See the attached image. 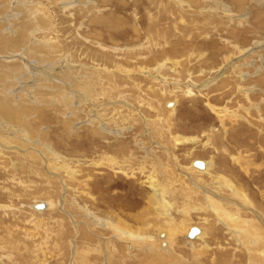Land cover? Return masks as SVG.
Listing matches in <instances>:
<instances>
[{
	"label": "rangeland",
	"instance_id": "374dc122",
	"mask_svg": "<svg viewBox=\"0 0 264 264\" xmlns=\"http://www.w3.org/2000/svg\"><path fill=\"white\" fill-rule=\"evenodd\" d=\"M31 1L45 5L53 24L36 21L29 44L47 52L41 67L68 61V69L58 63L56 69L69 79L65 90H43L33 101L43 106L20 110L18 122L5 116L11 128L0 135V264H73L76 251L85 249L91 255L79 264H140L145 247L130 250L105 220L142 232L143 224L153 223L166 230L155 207L159 188L173 206L169 215L181 220L184 194L194 196L191 204L206 206L202 186H214L219 173L264 212V0ZM28 41L20 53L26 59ZM40 56L30 61L36 64ZM11 74L9 82L19 72ZM172 101L178 106L169 116L176 105L166 103ZM213 106L241 116L225 117V132L217 117L223 111ZM239 150L251 158L248 165L233 161ZM199 158L215 161L212 175L194 174ZM186 186L198 192L187 195ZM227 192L221 194L232 196ZM49 197L54 207H34ZM249 212L244 214L256 217ZM215 219L213 211H191L188 226L208 225L211 248L192 263L193 241L179 236L177 251L186 257L180 264L248 263L247 247Z\"/></svg>",
	"mask_w": 264,
	"mask_h": 264
},
{
	"label": "bare ground",
	"instance_id": "6f19581e",
	"mask_svg": "<svg viewBox=\"0 0 264 264\" xmlns=\"http://www.w3.org/2000/svg\"><path fill=\"white\" fill-rule=\"evenodd\" d=\"M49 1L51 2L52 0H49ZM55 1H60V0H55ZM21 2H22V5L19 6V5L14 4V3H17L14 0H13V3L10 2V0H0V47L2 49H4V50H0V57H5V60L0 59V135H1V133H3V131H6V129H8V131H9V129L11 128V127L9 128V126H11L10 125L11 123L9 124V122L11 120L5 119V116H8L10 119L11 118H13V119L17 118V119H14L13 121L18 122L19 121L18 119L21 118L20 110L26 111L29 109V112H33L32 110L37 111L40 106H43V103L41 105H39V104H37V102H33L36 100L35 97H38V99H40L42 94H43L42 96H44V94H46V92H43V90L46 91L47 89L50 90V89H56V88L58 90H61V87L63 90H65V87L63 84H66L68 82L67 80L69 79V78H65V76H66L65 70H60L61 68L62 69L67 68L68 69L67 65H70V64H68V61L66 63L62 59L61 63H59V61L57 62V60H55L53 58L54 61L51 62L50 64H53L55 66L54 69H53V66H47V65L46 66L43 65V67H41L40 64H45V62H46L47 52L45 54H43L44 52H42V51L40 53H38L37 49H39L41 47V45L40 46L39 45L38 46L37 45L31 46L29 44V41L31 39L30 34L32 33L30 31V29H31V26L34 25L36 21L39 23L41 21V23H43L44 27H48L49 24H53L52 21H50L52 18L50 16L49 12L47 11L46 8H44L45 5L43 7L40 4H36V2L32 4L31 0H21ZM13 4L17 8L13 7ZM18 8L20 9V10H18L20 12L15 11V9H18ZM43 25H42V27H43ZM53 31H55V30L53 29ZM36 32H38V31H36ZM39 32H40V30H39ZM45 34H47V33H45ZM49 35H47V36H49ZM37 37H39V36H37ZM34 39H36V38H34ZM27 41H28V45H27L28 49H25V50H26V56L28 58L26 59V58H24L25 56L22 57L20 53L23 51L22 48L26 46L24 44H26ZM47 41H49V40H47ZM30 42H32V41H30ZM53 42L55 43V41H53ZM47 44H48V42H47ZM45 45H46V43H45ZM57 46H59V45H57ZM9 47H11V49H7ZM6 49H7V51H6ZM239 51H240V49H239ZM58 53H60V52H58ZM33 56H40L38 58V60H36V64H34V62L30 61V58H32ZM57 56H59V55L57 54ZM262 59H263V57H262ZM47 60L49 61V59H47ZM176 61H175V63H176ZM18 63H25V64H23V67H20V65H18ZM56 63H58L60 65L59 67H61V68L56 69V66L58 65ZM47 64H48V62H47ZM176 65H177V63H176ZM15 71L19 72V75L16 76L17 78H13L14 77L13 76L12 81L9 82L8 78L11 77L10 74L15 72ZM21 73H23V75L24 74L25 75L20 76ZM240 73L242 74V72H240ZM235 75H236V73H235ZM243 77H245V76H243ZM5 88L9 89V91L12 93V94L10 93L11 96L6 92ZM193 90H195V89H191V87L189 89H187L186 90L187 95L191 96ZM41 92H43V93L41 94ZM246 94H248V93H246ZM16 98H19V100H15ZM247 98H248V96H247ZM170 103H172V105H169ZM167 105L169 106V107H167L169 109L176 105L171 111H167L169 116H171L176 111V108L178 106V101L167 102L166 106ZM214 106H218V105H214ZM214 106H213V108H215ZM213 108H211V109H213ZM215 109L219 110L218 114H220V112L223 111V114L222 115L220 114L217 117L221 118L220 121L224 127L225 132H226L227 127L225 125L224 118L225 117L231 118V120L233 121V120H235L241 116V114H237V112H234V111H232L233 115H229L230 110L228 108H225V110H222L223 108H219V107L215 108ZM29 112H27V114ZM170 119H171V117H170ZM257 127H258V125H257ZM17 133H18V131H17ZM211 133H213V131ZM24 134L26 137L23 139L31 142V139L28 137V134L27 133H24ZM212 136H213V134H211V137L210 138L208 137V138H209L210 143L212 145H215L213 143L214 140L212 139ZM13 138L14 137H12V140H13ZM182 139H184V138H182V136L179 135L178 141H182ZM185 139H184V141H185ZM206 142L208 143V140ZM42 147L45 148V146H42ZM222 147H223V151H225V152L228 151V149H229L225 144H223ZM217 148H218V150L221 149L219 147H217ZM51 151L53 152V150H50V152ZM231 154H232V152H231ZM239 154H240V156H239ZM57 156L58 155H56V157ZM248 157H249V155H243L242 151L239 150L238 155L237 156L233 155L232 158H233V161L238 165L241 164V162L244 160L247 162V165H248V161H251V158L250 157L248 158ZM57 159H56V161H57ZM195 160H201V159L199 158V159H195ZM195 160L193 161V166H195V167L192 168L193 166H191L192 171L195 172V173L193 172L194 174H196V173L197 174L198 173L204 174V175L205 174H209V175L213 174V173H210L211 169L215 165V161L213 159L201 160L204 163L203 168L196 166L194 164ZM244 169L247 171V173L250 171L249 167H246ZM189 171H191V170H189ZM213 178L215 179L214 186H212V187L202 186V189L204 191V195L206 198V202H204L203 204H206V206H202V202H199L197 200V203H195L196 204V207H195V204L194 205L191 204V201L194 198V196H192V195L191 196H185L186 194H184L183 197L185 198L186 202H184V204H182L183 208H181V210H180L181 215L183 216V218L181 220H177L176 217L169 215V214H171L169 210H171L173 208V206L168 201L167 197L164 196L165 195L164 188H159L160 193H158V195H160V197L158 198L159 200H157V202H155L157 205L155 207L158 210L160 209L159 210L160 212L158 211L159 215L166 218V220H164V223L167 224L166 230L163 229V226H160V225L155 226L154 223L148 224V225L143 224V226H144L143 229L146 232L145 231L142 232V228H141V230H139L140 228L139 229L137 228L139 231L133 230V229H131V227H129L126 224H122L121 222H114V221L109 220V219L105 220V222H106L105 224L109 228L111 227L118 234L117 238L120 239L121 241H124L126 243V246L128 248H130V250L132 248L134 249L136 246H142V248H143V246L145 247L143 252L146 253L147 255H143L140 259L137 258V261L140 264H144V263L145 264H147V263H149V264H180V263L184 262L186 260V257H184L181 252L177 251V245H179L178 244V237L182 236V235H186L187 239H190L191 241H193L192 243H191V241L189 243H191V245H190L191 246L190 248L192 251L191 255L194 259V261L192 263H195V262L199 261L200 256L204 252L207 253V251H210L211 245L209 244L208 238H209L211 232L206 231L207 228L209 229L208 225H206L207 228L203 225L202 226L198 225L195 227H197L199 229V232L194 237H190L189 232L192 229V227H194V226H192V227L188 226V224L191 222V221L190 222L188 221V220H190V213L192 210H196V209L198 211L202 210L205 212L206 211H210V212L213 211V214L216 215V219H215L216 224H219V223H221L223 225L225 224L224 226L228 228V232H230L232 237H234V240H236V239L239 240L240 241L239 244L242 243L245 247H247L248 252L250 253L249 254L250 259H249L247 264H264V212H263V210L258 209V211H257L256 205H255L253 199L251 198V196H249V194L247 193V191L244 190L243 188L235 185L233 180L230 177H227L226 174L219 173L218 175H216ZM155 186L157 187V185H155ZM189 186H191V185H188V187ZM198 186H200L199 191H202L201 190V184ZM188 187L184 189L185 192L187 193V195L189 193L192 194L193 192L194 193L198 192L197 188L195 189L197 191H195V190H192ZM204 187H206V188L204 189ZM155 190H156V188H155ZM226 190H229V192L232 196L225 197L221 194V191H226ZM229 192H227V193H229ZM153 198L155 199L154 194L152 195V199ZM231 199H232V201H231ZM41 203H44V205H45L44 208H37L36 206H34V207L38 210L44 211L45 208H46V210H49L52 207H54L56 205V200L54 201L52 198L49 197L45 202H41ZM192 203H193V201H192ZM229 204H232L233 207H235L236 209H233L232 207H230ZM0 207H1V205H0ZM242 209L244 210V213L250 211L249 213L255 215L256 217H251L248 214H244ZM86 213L90 214L89 211ZM93 216H97V215L94 214ZM101 222H103V221H101ZM149 222H151V220ZM209 222H210V219L208 217H204L203 223H209ZM152 228L154 230H156V234H158V232H159V234H161L160 238H157V235L154 233L151 234V232L149 230H152ZM147 231H149L150 233H147ZM196 240H201L203 242V245H201V247L198 248L197 245H195ZM106 245L109 246L110 244L107 243ZM249 245H250V247H249ZM238 247H240V245H238ZM114 248H115V246H114ZM95 249L97 250L96 252L98 254H100L101 249H99V248H95ZM244 249L245 248H243V250ZM85 250L78 251V252L76 251V257L74 258L73 264H79L78 262L80 260L83 261L84 259L89 257V255H91V250H89V252H86ZM41 252H42V249H41ZM118 252H119V250H118ZM130 252H132V251H130ZM42 261H41L42 264H48V260H42ZM250 261H251V263H250ZM84 262H86V261H84ZM238 264H240V263H238Z\"/></svg>",
	"mask_w": 264,
	"mask_h": 264
},
{
	"label": "water",
	"instance_id": "95a60500",
	"mask_svg": "<svg viewBox=\"0 0 264 264\" xmlns=\"http://www.w3.org/2000/svg\"><path fill=\"white\" fill-rule=\"evenodd\" d=\"M169 105H172V103H170ZM194 164L198 167L203 168L204 167V163L201 160H195ZM37 208H44V203H38L35 205ZM199 232V229L197 227H192V229L189 232V236L190 237H194L197 233Z\"/></svg>",
	"mask_w": 264,
	"mask_h": 264
}]
</instances>
